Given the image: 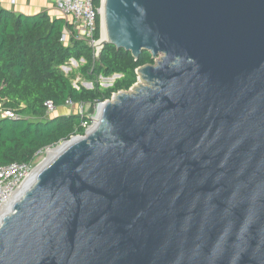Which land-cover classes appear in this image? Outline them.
I'll use <instances>...</instances> for the list:
<instances>
[{"label": "water", "instance_id": "obj_1", "mask_svg": "<svg viewBox=\"0 0 264 264\" xmlns=\"http://www.w3.org/2000/svg\"><path fill=\"white\" fill-rule=\"evenodd\" d=\"M100 22L160 58L57 145L0 264H264V0H100Z\"/></svg>", "mask_w": 264, "mask_h": 264}, {"label": "trees", "instance_id": "obj_2", "mask_svg": "<svg viewBox=\"0 0 264 264\" xmlns=\"http://www.w3.org/2000/svg\"><path fill=\"white\" fill-rule=\"evenodd\" d=\"M93 5L98 8L100 0H94ZM67 32L70 35L62 42ZM71 33V24L60 16L46 11L23 15L0 6V103L2 109L19 116L16 120L0 118V166L28 164L46 148L85 134L82 125L91 124L87 116H46L45 102L56 109L67 101L100 104L119 91H128L137 82L138 68L155 64L147 51L135 60L111 44H105L99 58L93 60L91 49ZM70 60L80 64L76 72L66 75L61 66ZM76 73L92 83V88H76ZM115 75L119 77L107 88L96 82Z\"/></svg>", "mask_w": 264, "mask_h": 264}, {"label": "built area", "instance_id": "obj_3", "mask_svg": "<svg viewBox=\"0 0 264 264\" xmlns=\"http://www.w3.org/2000/svg\"><path fill=\"white\" fill-rule=\"evenodd\" d=\"M56 9L57 14L67 20L72 26L71 35L76 40H82L90 49L93 60L99 58L103 48L104 40L100 22V5L94 7V0H47ZM98 19V24H97ZM98 32V37L96 34ZM66 33L61 41L64 42ZM71 61V60H70ZM74 61V60H72ZM75 62V61H74ZM70 62L61 66L64 74H69L72 69L68 67ZM113 77V76H112ZM118 78L119 76H114ZM114 78V79H115ZM76 87V85H74ZM77 88V87H76ZM46 116H53L56 107L51 102H45ZM87 106V105H86ZM64 107H75L77 113L83 116L85 105H75L71 101H67ZM0 118L16 120L19 116L11 109H0ZM90 120L93 119L88 117ZM85 131L91 127L82 125ZM47 149V148H46ZM40 153V152H39ZM38 153V154H39ZM35 158L28 164L26 163H11L6 166H0V211L11 200V198L22 188L23 184L33 174L38 165H34Z\"/></svg>", "mask_w": 264, "mask_h": 264}, {"label": "rangeland", "instance_id": "obj_4", "mask_svg": "<svg viewBox=\"0 0 264 264\" xmlns=\"http://www.w3.org/2000/svg\"><path fill=\"white\" fill-rule=\"evenodd\" d=\"M36 3V5H35V7H30V12L29 13H37V12H39V11H43V7L42 8H40V6H42L43 5V3H45V1L44 0H38V1H35ZM0 6L3 8V6H2V3H0ZM11 8V10H13V11H15V8L14 7H10ZM27 9V8H26ZM45 11V10H44ZM16 13H19L20 14V12H18L17 10L15 11ZM24 15H27V14H24ZM159 58H160V56H159ZM159 58H157V59H155L154 61H155V63L159 60ZM70 62V64H69V66L68 67H70L71 69H72V72L73 71H75L76 72V69L78 68V66H79V64L80 63H76V62H74V61H69ZM114 76L113 77H110V78H98L97 79V83L101 86V87H103V88H107L108 86H110L112 83H113V81H114ZM73 84L74 85H76V86H82V87H84V88H87V89H91L92 88V83H90V82H87L86 80H84L79 74H75V76H74V79H73ZM138 84H140V85H143V86H145L146 84L145 83H143L142 81L141 82H139ZM135 87H137V84L136 85H134V87L132 88V90L130 91V92H133L134 90V88ZM1 107H2V103H0V109H1ZM98 108H99V104H95L94 106H89V105H85V108H84V113H83V115H85V116H87V117H91V118H93V120L91 119V124H90V126L89 127H91L93 124H94V119H95V117H96V115H97V112H98ZM90 110H92V112H90ZM77 113V109L75 108V107H72V108H67V107H61V108H57L56 109V111H55V113L53 114V115H60V114H76ZM59 145V144H58ZM57 146H54V147H50V148H47V149H45V150H43V151H41L38 155H37V157H36V159H35V162H34V165H42L43 164V162L47 159V151H49V150H52V149H57L56 148ZM40 165V166H41Z\"/></svg>", "mask_w": 264, "mask_h": 264}, {"label": "crops", "instance_id": "obj_5", "mask_svg": "<svg viewBox=\"0 0 264 264\" xmlns=\"http://www.w3.org/2000/svg\"><path fill=\"white\" fill-rule=\"evenodd\" d=\"M35 1H38V0H0V3H2V6L5 9L11 10L10 7H14L15 11L17 10L18 12H20V14L31 15L34 13H29L31 10L30 7H35V5H36ZM44 1H45V3H43V5L40 6V8L43 7L42 8L43 11L45 10L51 16H59L56 12V9L52 6V4L47 0H44ZM15 11H13V12H15Z\"/></svg>", "mask_w": 264, "mask_h": 264}, {"label": "bare ground", "instance_id": "obj_6", "mask_svg": "<svg viewBox=\"0 0 264 264\" xmlns=\"http://www.w3.org/2000/svg\"><path fill=\"white\" fill-rule=\"evenodd\" d=\"M103 40H105L104 35H103ZM96 118V117H95ZM57 149H52L47 151V159L43 162V164L40 166H38L33 174L27 179V181L23 184L22 188L20 189V191H18L12 198L11 200L1 209L0 211V219L9 212L12 204L18 199V197L21 195V193L23 192V190L28 186V184H30V182L32 181L33 177L43 168V166H45V164L53 157L55 156L62 148L63 145L57 146Z\"/></svg>", "mask_w": 264, "mask_h": 264}]
</instances>
